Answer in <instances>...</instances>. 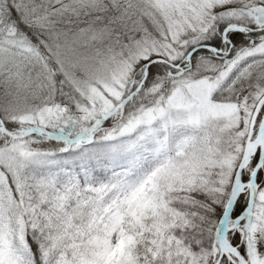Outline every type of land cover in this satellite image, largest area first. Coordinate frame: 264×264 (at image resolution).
I'll return each mask as SVG.
<instances>
[{"label": "snow or ice", "instance_id": "snow-or-ice-1", "mask_svg": "<svg viewBox=\"0 0 264 264\" xmlns=\"http://www.w3.org/2000/svg\"><path fill=\"white\" fill-rule=\"evenodd\" d=\"M0 264H264V0H0Z\"/></svg>", "mask_w": 264, "mask_h": 264}]
</instances>
